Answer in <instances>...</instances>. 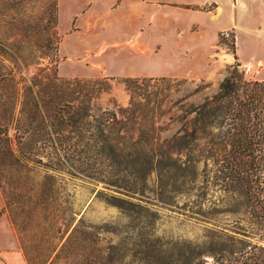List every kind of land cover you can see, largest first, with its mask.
<instances>
[{
  "label": "trees",
  "instance_id": "16d2710c",
  "mask_svg": "<svg viewBox=\"0 0 264 264\" xmlns=\"http://www.w3.org/2000/svg\"><path fill=\"white\" fill-rule=\"evenodd\" d=\"M220 39L223 43L227 40L221 35ZM9 57L16 63L15 54L10 53ZM46 69L47 65L39 71ZM37 75L32 76L31 83L18 87L23 77L15 68L3 69L0 65V133L7 135L12 128L16 142L14 147L11 139L5 137V147L0 152V190L27 264H114L121 257L113 254V245L103 256L95 238L100 228L82 219L75 222V211L56 201L58 184L52 173L29 185V189L38 186L40 198L35 205L29 204L27 218L21 219L22 205L13 196L15 186L3 180V169L11 173L16 187L21 188L37 164L52 170L67 164L68 159L55 157L48 150L57 146L66 152L80 147L79 151L86 154L84 157L106 160L112 171L108 175L98 171L88 175L89 178L128 195L138 192L137 182H144L156 155L159 157L156 162L163 156L175 160L181 153L212 160L228 201L208 208L199 205L192 211L202 221L198 225L202 231L200 238L165 244L159 238L140 240L135 245L144 264H264V80L247 79L234 66L214 94L199 104L188 105L184 114L190 118L166 142L167 148L155 154L151 151L144 157V149L136 141L126 145L119 140L121 134L113 136L118 128L126 127L124 113L129 110L134 113L135 108L118 114L113 110L91 114L87 105L75 104L58 95L51 97L47 74L42 75L45 82ZM89 127L98 133L85 138L81 130ZM65 133H76L72 146L64 144L69 137H64ZM107 202L128 213L136 206L135 202L116 195H111ZM212 212L233 219L223 225L209 222L207 214ZM139 223L134 222L132 229Z\"/></svg>",
  "mask_w": 264,
  "mask_h": 264
},
{
  "label": "rangeland",
  "instance_id": "374dc122",
  "mask_svg": "<svg viewBox=\"0 0 264 264\" xmlns=\"http://www.w3.org/2000/svg\"><path fill=\"white\" fill-rule=\"evenodd\" d=\"M57 4V0H0V65L2 64L3 69L15 68V72L23 77L18 87L31 83L35 73L39 74V80H44L42 75L47 74L51 97L58 95L75 104L87 105L91 114H97L100 110H113L118 114L121 110L135 108L134 113L130 110L124 113L126 127L118 128L113 136L121 134L124 138L119 140L126 145L136 141L144 149V157L151 154V151L155 154L159 149L167 148L166 142L177 135L190 118L184 114L188 105L199 104L205 97L214 94L222 78L234 66L244 73L245 78L256 77L253 67L248 71L241 64L238 65L240 61L235 55L233 33L224 43L220 41L219 35L218 46L208 56L211 66L204 76L62 75L64 68L70 67L67 64L69 60L60 51L62 37L76 26L73 18L71 28L64 29L66 18L63 12L59 17ZM10 53L17 56L16 63L10 59ZM46 65L47 69L40 72L39 68ZM74 67L77 66H72ZM81 131L85 138L98 133L93 127ZM13 134L12 128L7 135L0 133V152L4 150L5 137L10 138L12 146L16 147ZM75 136L76 133H65L64 137L68 140L64 144L72 146ZM79 149L80 147L74 152L71 149L66 152L60 146L55 150L48 149L51 155L68 159L67 164H61L58 167L60 169L56 170L37 164V169L28 175L21 188L16 187L13 176L4 169L3 180L15 186L13 192L10 190L15 195L17 204L22 205L23 211L19 210V213L21 219L25 220L30 205L38 203L40 198L36 192L38 186L30 190L29 185L41 181L44 174L56 175V201L75 211V222L82 219L86 224H95L100 228L95 236L98 241L96 247L106 256L113 245V254L121 256L114 264H144L139 248L135 245L142 239L159 238L165 244L181 239L200 238L202 231L198 225L202 221L192 211L199 205L208 208L212 204H226L228 201L212 160L181 153L178 158L175 156V160H168L163 156L160 162H156L159 159L156 155L154 165L144 182H137L138 192L128 195L101 180L90 179L88 175L98 174V171L108 175L112 169L106 165V160L99 162L101 159L84 157L86 154ZM68 162H72L75 167L69 166ZM1 195L4 201L2 192ZM111 195L129 199L136 206L129 213L122 211L107 202ZM5 211L9 216L8 210ZM207 215L209 222L221 225L233 219L232 216L217 212ZM67 218L68 216L65 217ZM9 220L19 242L10 216ZM134 222L140 223L132 229ZM106 228L109 230L105 231ZM138 228L143 231L140 233Z\"/></svg>",
  "mask_w": 264,
  "mask_h": 264
},
{
  "label": "crops",
  "instance_id": "0c3cea01",
  "mask_svg": "<svg viewBox=\"0 0 264 264\" xmlns=\"http://www.w3.org/2000/svg\"><path fill=\"white\" fill-rule=\"evenodd\" d=\"M64 29L62 75L196 77L211 66L219 34L264 80V0H57ZM60 21V19H59ZM61 23V22H60ZM93 23V24H92ZM92 24V25H91ZM77 66L72 68V66ZM0 264H27L0 192Z\"/></svg>",
  "mask_w": 264,
  "mask_h": 264
},
{
  "label": "built area",
  "instance_id": "2783aa9c",
  "mask_svg": "<svg viewBox=\"0 0 264 264\" xmlns=\"http://www.w3.org/2000/svg\"><path fill=\"white\" fill-rule=\"evenodd\" d=\"M231 34H232L231 30H225V31L220 33V35L226 39H229L231 37Z\"/></svg>",
  "mask_w": 264,
  "mask_h": 264
},
{
  "label": "water",
  "instance_id": "95a60500",
  "mask_svg": "<svg viewBox=\"0 0 264 264\" xmlns=\"http://www.w3.org/2000/svg\"><path fill=\"white\" fill-rule=\"evenodd\" d=\"M241 63L240 62H238V65H240Z\"/></svg>",
  "mask_w": 264,
  "mask_h": 264
}]
</instances>
